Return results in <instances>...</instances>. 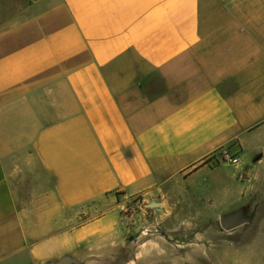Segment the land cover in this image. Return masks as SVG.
I'll use <instances>...</instances> for the list:
<instances>
[{"label": "crops", "instance_id": "1", "mask_svg": "<svg viewBox=\"0 0 264 264\" xmlns=\"http://www.w3.org/2000/svg\"><path fill=\"white\" fill-rule=\"evenodd\" d=\"M205 171L264 195V0H0V264L94 259Z\"/></svg>", "mask_w": 264, "mask_h": 264}, {"label": "rangeland", "instance_id": "2", "mask_svg": "<svg viewBox=\"0 0 264 264\" xmlns=\"http://www.w3.org/2000/svg\"><path fill=\"white\" fill-rule=\"evenodd\" d=\"M194 182L131 200L122 213L124 237L81 264H264V195L247 204L236 187L215 185L209 171ZM236 213L247 223L223 230L221 218Z\"/></svg>", "mask_w": 264, "mask_h": 264}, {"label": "water", "instance_id": "3", "mask_svg": "<svg viewBox=\"0 0 264 264\" xmlns=\"http://www.w3.org/2000/svg\"><path fill=\"white\" fill-rule=\"evenodd\" d=\"M242 216L243 215L241 213H236L231 216L222 217L220 220L221 227L223 228V230L230 232L245 225L247 223V220ZM54 264H71V261L69 259H63L60 262Z\"/></svg>", "mask_w": 264, "mask_h": 264}, {"label": "built area", "instance_id": "4", "mask_svg": "<svg viewBox=\"0 0 264 264\" xmlns=\"http://www.w3.org/2000/svg\"><path fill=\"white\" fill-rule=\"evenodd\" d=\"M220 161L235 164L238 162V159L235 156L231 155L228 151H224L219 157L213 156L210 159V162L213 166L219 165Z\"/></svg>", "mask_w": 264, "mask_h": 264}]
</instances>
